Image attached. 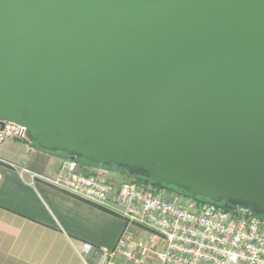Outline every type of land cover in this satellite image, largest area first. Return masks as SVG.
Wrapping results in <instances>:
<instances>
[{"label": "water", "instance_id": "obj_1", "mask_svg": "<svg viewBox=\"0 0 264 264\" xmlns=\"http://www.w3.org/2000/svg\"><path fill=\"white\" fill-rule=\"evenodd\" d=\"M264 215V0H0V124Z\"/></svg>", "mask_w": 264, "mask_h": 264}, {"label": "built area", "instance_id": "obj_2", "mask_svg": "<svg viewBox=\"0 0 264 264\" xmlns=\"http://www.w3.org/2000/svg\"><path fill=\"white\" fill-rule=\"evenodd\" d=\"M8 139L30 138L25 128L6 123L2 130L0 124V143ZM23 172L151 234L149 248L127 232L113 250L83 243L80 253L93 254L97 264H264V215L200 202L152 182L134 180L115 191L77 159L66 161L56 177Z\"/></svg>", "mask_w": 264, "mask_h": 264}, {"label": "crops", "instance_id": "obj_3", "mask_svg": "<svg viewBox=\"0 0 264 264\" xmlns=\"http://www.w3.org/2000/svg\"><path fill=\"white\" fill-rule=\"evenodd\" d=\"M68 160L31 139L0 143V264H97L93 254L80 253L83 243L113 250L125 232L146 241L143 229L23 172L56 177ZM79 164L86 173L115 179V191L123 184L116 168Z\"/></svg>", "mask_w": 264, "mask_h": 264}, {"label": "trees", "instance_id": "obj_4", "mask_svg": "<svg viewBox=\"0 0 264 264\" xmlns=\"http://www.w3.org/2000/svg\"><path fill=\"white\" fill-rule=\"evenodd\" d=\"M78 159H79V158H77V160H78ZM81 159H83V158H81ZM83 160H85V159H83ZM82 163H92V164L97 165L94 161H87V160H85V162H82ZM122 168H123V167H122ZM124 169H125V168H124ZM125 170H126V169H125ZM133 176H136V177L138 178V180H136V181H139V182H152L154 185L159 186V187H163V188H171L170 186H173V185H167V184H163V183H155V182H153L150 178H148V177H143V176H141V175H133ZM174 187H175V190H177L179 193H182V194H184V195L192 196V197H194L195 199H197V200L200 201V202H210V203L216 204V205H218V206H222V207H224L225 209H229V208L225 207L224 204L215 203V202H213L211 199H209L208 197L197 196V195L192 194V193H191L189 190H187V189L178 188V187H176V186H174ZM201 197H202V198H201Z\"/></svg>", "mask_w": 264, "mask_h": 264}, {"label": "rangeland", "instance_id": "obj_5", "mask_svg": "<svg viewBox=\"0 0 264 264\" xmlns=\"http://www.w3.org/2000/svg\"><path fill=\"white\" fill-rule=\"evenodd\" d=\"M78 161L79 162H85V160H83L81 158H79ZM111 167L116 168L119 171H121L122 174L117 177L118 181L121 182V183H126V182H130V181L138 180V178L136 176L131 175L127 170H125L122 167H117V166H111ZM111 179H113V178H111ZM113 180H115V179H113ZM113 180H110V182H114ZM170 187L175 189L174 186H170ZM150 235L151 234L146 231V247L148 246V248L150 247V245L148 243V236H150Z\"/></svg>", "mask_w": 264, "mask_h": 264}]
</instances>
